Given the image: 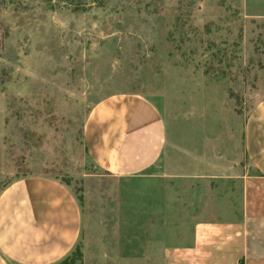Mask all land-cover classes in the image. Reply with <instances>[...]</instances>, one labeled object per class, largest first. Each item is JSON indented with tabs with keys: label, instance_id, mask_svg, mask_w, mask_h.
Here are the masks:
<instances>
[{
	"label": "rangeland",
	"instance_id": "obj_1",
	"mask_svg": "<svg viewBox=\"0 0 264 264\" xmlns=\"http://www.w3.org/2000/svg\"><path fill=\"white\" fill-rule=\"evenodd\" d=\"M128 93L167 122L158 176L112 175L85 148L93 107ZM263 97L264 0H0V191L34 174L73 191L82 231L61 264H163L196 219L234 217Z\"/></svg>",
	"mask_w": 264,
	"mask_h": 264
},
{
	"label": "crops",
	"instance_id": "obj_2",
	"mask_svg": "<svg viewBox=\"0 0 264 264\" xmlns=\"http://www.w3.org/2000/svg\"><path fill=\"white\" fill-rule=\"evenodd\" d=\"M84 143L112 175L158 176L150 172L169 147L167 122L146 97L113 95L87 116ZM243 153L254 173L243 176L234 217L196 219L191 237L166 244L163 264H264V97L246 117ZM82 222L79 200L59 179L34 174L7 184L0 191V264H61L79 243Z\"/></svg>",
	"mask_w": 264,
	"mask_h": 264
}]
</instances>
